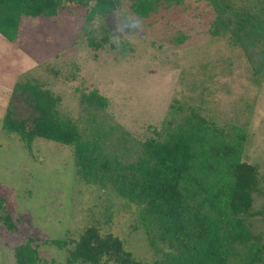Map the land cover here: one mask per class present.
I'll return each mask as SVG.
<instances>
[{
    "label": "rangeland",
    "instance_id": "1",
    "mask_svg": "<svg viewBox=\"0 0 264 264\" xmlns=\"http://www.w3.org/2000/svg\"><path fill=\"white\" fill-rule=\"evenodd\" d=\"M84 14V7L70 3L53 18H24L15 42L0 34V122L23 76L44 81L61 97V110L77 119L81 93L97 90L108 99L110 117L137 139L159 128L171 105L202 103L225 128L246 124L245 156L262 176L264 192V74L255 81L243 49L227 36L211 35L214 13L204 0H187L154 20L137 19L123 4L91 24L94 40L108 35L118 42L115 48L89 45ZM180 33L185 42H171ZM75 169L71 147L35 138L29 153L17 134L0 127V195L17 224L8 233L0 222V264H14L13 248L27 237L40 240L43 259L65 264L66 248L49 241L76 239L89 224L119 236L134 258L146 264L159 259L166 249L150 248L144 230L135 227V206L111 189L79 181ZM263 205L256 196L254 209ZM255 224L264 231V214Z\"/></svg>",
    "mask_w": 264,
    "mask_h": 264
},
{
    "label": "trees",
    "instance_id": "2",
    "mask_svg": "<svg viewBox=\"0 0 264 264\" xmlns=\"http://www.w3.org/2000/svg\"><path fill=\"white\" fill-rule=\"evenodd\" d=\"M187 0H0V34L15 42L26 17H55L67 4L85 8L83 33L89 45L116 43L106 35L95 41L91 24L123 4L139 20H153ZM214 18L211 35L227 36L243 49L255 81L264 74V0H204ZM89 26V28H87ZM186 35L173 36L179 45ZM121 50L128 46L120 41ZM77 118L60 108L61 97L44 81L23 76L12 88L0 127L17 134L32 153V141L43 138L72 148L79 181L111 189L135 206L136 226L160 258L149 264H264V231L255 218L259 188L257 167L245 156L246 124L220 125L204 113L202 103L171 105L159 128L142 139L133 137L107 113L108 99L97 90L81 93ZM261 193V194H260ZM0 222L8 233L17 224L0 195ZM39 239L13 248L14 264H53L39 254ZM66 248L65 264H146L125 249L123 240L89 224L76 239H51Z\"/></svg>",
    "mask_w": 264,
    "mask_h": 264
}]
</instances>
